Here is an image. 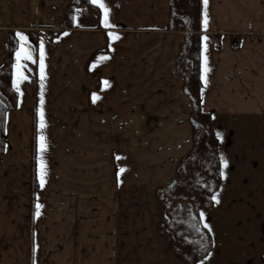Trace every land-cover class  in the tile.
I'll list each match as a JSON object with an SVG mask.
<instances>
[{"label": "crops", "instance_id": "0c3cea01", "mask_svg": "<svg viewBox=\"0 0 264 264\" xmlns=\"http://www.w3.org/2000/svg\"><path fill=\"white\" fill-rule=\"evenodd\" d=\"M88 1L67 19L74 0H0V65L9 35L18 42L16 109L0 155V264H183L157 230V192L193 150L192 104L175 64L183 33L167 29L168 0ZM200 31V107L216 117L223 174L202 213L214 237L203 264L217 255L245 264L220 254L215 229L237 202L264 201L263 177L224 171L240 151L226 146L235 120L264 124V0H201ZM22 46L31 58L18 63Z\"/></svg>", "mask_w": 264, "mask_h": 264}, {"label": "trees", "instance_id": "16d2710c", "mask_svg": "<svg viewBox=\"0 0 264 264\" xmlns=\"http://www.w3.org/2000/svg\"><path fill=\"white\" fill-rule=\"evenodd\" d=\"M88 0H74L66 13L67 19L76 7L90 6ZM169 31L183 33L176 58V70L184 80L183 92L192 104L190 125L192 152L181 159L176 169V183L157 195L164 214L158 234L167 241L174 256L183 264H203L214 248V237L201 219L210 211L223 184L220 140L214 128V117L200 107V58L203 33L200 31L201 0H168ZM214 50L220 48V36L208 35ZM18 42L8 37L7 50L0 65V155L4 153L6 114L16 109L17 94L11 86L12 59ZM234 48L236 45L233 46ZM264 264V254L259 258Z\"/></svg>", "mask_w": 264, "mask_h": 264}, {"label": "rangeland", "instance_id": "374dc122", "mask_svg": "<svg viewBox=\"0 0 264 264\" xmlns=\"http://www.w3.org/2000/svg\"><path fill=\"white\" fill-rule=\"evenodd\" d=\"M248 120L244 124L242 121L235 120L233 128H231L232 130L229 131L226 138L227 147L231 146L232 142L234 141L233 145L236 144V149L240 150L232 153V157L229 154L230 149H228L229 151H226L229 154V169H224L226 178H228V175H231V173H233L232 175L242 176V180L244 182L248 181V179L244 178L250 175H260L264 178V124L260 121H257L256 119ZM238 139L241 142H238ZM244 143H246L245 148L242 149L243 145L241 144ZM238 144H240L241 146L238 147ZM256 147H258V149ZM230 161H232V164ZM237 203L238 204L235 206V209H233L228 215L224 214L222 216H219V219L225 225H227V228H229L228 231L230 230V232H226L225 225H222L216 221L215 231L217 230V237H219V247L220 245L222 247V249L219 248L220 254H226V252H224L223 250L228 249L231 255H233V257L231 258L232 261L237 263V261H240L242 259V261H245V264L247 262V264L252 263L253 261L258 264L259 257L264 254V212L262 215H260L262 210H264V201L257 200L251 203L240 201ZM244 206H247V208H244ZM220 211L226 212V210ZM253 216H255V218H253ZM228 219L229 222L227 223ZM257 220H259V236L257 235V232L252 231V228L256 224ZM230 221H232V225L230 224ZM250 237L253 238V240L251 241V247H249V245L247 244V239ZM226 242L229 243L227 248ZM211 255L212 252L208 256V258ZM216 257L213 260V263L221 264L217 261L223 262V259H220L218 255ZM225 262L227 264L232 263L227 260H225Z\"/></svg>", "mask_w": 264, "mask_h": 264}, {"label": "snow or ice", "instance_id": "6c2138e0", "mask_svg": "<svg viewBox=\"0 0 264 264\" xmlns=\"http://www.w3.org/2000/svg\"><path fill=\"white\" fill-rule=\"evenodd\" d=\"M93 3H97L98 0H92ZM205 3L207 4V0H205ZM100 7H104L103 3H100L99 5ZM105 24L107 26V10L105 9ZM21 40H24V37L21 36L20 37ZM113 39H116V37H113ZM23 56L24 59H30V55L27 54L26 52H24L23 46L21 47V52L17 53V62L19 63L21 57ZM41 69H43V45H41ZM43 78V76H42ZM44 127L43 124V113H41V128ZM44 151V144H43V137H41V152ZM225 167H227V164L225 163ZM41 185H43V166L41 168ZM213 199H216V197H213ZM218 202V201H217ZM39 205H37V215H39ZM201 219H203V217L201 216ZM205 227H208L207 224H205Z\"/></svg>", "mask_w": 264, "mask_h": 264}, {"label": "water", "instance_id": "95a60500", "mask_svg": "<svg viewBox=\"0 0 264 264\" xmlns=\"http://www.w3.org/2000/svg\"><path fill=\"white\" fill-rule=\"evenodd\" d=\"M176 183V180H174L170 185H168L166 188L163 189L164 192H168Z\"/></svg>", "mask_w": 264, "mask_h": 264}]
</instances>
